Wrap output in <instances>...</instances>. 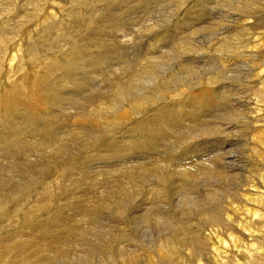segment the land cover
<instances>
[{
    "label": "bare ground",
    "instance_id": "obj_1",
    "mask_svg": "<svg viewBox=\"0 0 264 264\" xmlns=\"http://www.w3.org/2000/svg\"><path fill=\"white\" fill-rule=\"evenodd\" d=\"M0 264H264V0H0Z\"/></svg>",
    "mask_w": 264,
    "mask_h": 264
},
{
    "label": "rangeland",
    "instance_id": "obj_2",
    "mask_svg": "<svg viewBox=\"0 0 264 264\" xmlns=\"http://www.w3.org/2000/svg\"><path fill=\"white\" fill-rule=\"evenodd\" d=\"M138 1H143V0H138ZM221 1V0H220ZM212 3H215V5H216V3L217 2H212ZM211 6V7H210ZM213 6H214V4H213ZM213 6L212 5H209L208 6V8H206L204 11H208L209 9H211V8H213ZM214 10V9H213ZM208 12H210V11H208ZM204 15H206V18L208 19V20H210L209 18H211L212 16H214V14L212 15V12L211 13H204ZM208 15V16H207ZM212 15V16H211ZM211 16V17H210ZM122 22L123 21H119V24H122ZM107 24H109V22L106 20V18L104 17V16H102L101 15V17H100V20L99 21H94L93 22V24H92V27L91 28H93V27H96V29H97V32H96V35H95V37L96 38H99L100 37V35H101V33L103 32V29L104 28H106L107 27ZM110 25V24H109ZM137 25H141V24H137ZM104 26V27H103ZM127 26V27H126ZM131 26H132V24L130 23V24H124V25H121V27H122V29H123V31H122V34H123V32L124 31H126V29H130L131 28ZM254 32V31H253ZM105 35H109V34H105ZM146 38V37H145ZM145 38H143V37H141V38H138V40L136 41V43L135 44H131L130 46H129V50L128 51H125L126 53H125V55H124V58L125 59H127V60H129V56L128 55H126L127 53H130V52H135V48L136 47H143V49L142 50H145V47L143 46V43H147V41H145L144 39ZM121 52H124V51H122V50H120ZM135 53H133V54H131V57L134 55ZM134 57H132V58H130V59H133ZM174 66V64H171V66ZM153 111V110H152ZM152 113V112H151ZM134 124V123H133ZM120 132L122 133L123 132V130L121 131L120 130ZM120 134V133H119ZM124 134H125V132H124ZM119 136V135H118ZM117 136V137H118ZM125 139H127L128 138V136H127V134H125ZM120 138V137H119ZM120 139H122V138H120ZM109 142V140H104L103 141V143H102V146H104L106 143H108ZM105 156H106V154H105ZM110 157H112V156H107V159L108 158H110ZM99 161H101L102 159H98ZM111 161H113V160H111ZM89 164V163H88ZM88 164L86 165V166H88ZM105 164H107V163H100V164H96L95 163V165H93V166H103V165H105ZM109 164L111 165L112 163L111 162H109ZM108 165V164H107ZM107 165H105L106 167H102V168H105L106 170L109 168V169H111L112 167L110 166V167H108ZM108 167V168H107ZM96 171H89L87 168L85 169V171L83 172V177L85 178V182H84V185H83V189H82V191H81V196H85V195H89L90 193H100V191H101V189H102V186H103V184H104V182H107L108 183V177L106 178V177H101L100 179L99 178H96L95 179V175L93 176V174L95 173ZM80 173H82V172H80ZM103 176H104V174H103ZM76 177H79V176H76ZM80 178V177H79ZM107 179V180H106ZM103 181V182H102ZM101 183V184H100ZM84 193V194H83ZM79 194V195H80ZM85 197H88V196H85ZM85 197H82V198H85ZM68 204H71V201L69 200V198H68V202H67V204L66 205H68ZM76 205V201H75V206H74V211L73 210H69V209H66L65 211H67V212H71L72 214L70 215V217L72 216V215H77V216H80V215H84V218H86V215H89L90 214V211H89V208L87 207V205H80V206H77ZM64 211V212H65ZM67 218V217H66Z\"/></svg>",
    "mask_w": 264,
    "mask_h": 264
}]
</instances>
